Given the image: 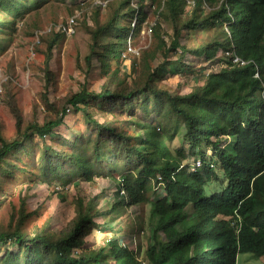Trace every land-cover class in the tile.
I'll return each instance as SVG.
<instances>
[{
    "label": "rangeland",
    "instance_id": "1",
    "mask_svg": "<svg viewBox=\"0 0 264 264\" xmlns=\"http://www.w3.org/2000/svg\"><path fill=\"white\" fill-rule=\"evenodd\" d=\"M96 1L20 0L24 5L18 13L0 7V137L7 142L20 137L8 105L12 100L22 112L23 130H26L34 121L42 125L48 116L53 119L56 115L44 106V95L56 107H62L83 86L96 94H100L105 86L119 94L136 93L148 81L150 69L166 66L167 73L156 81L158 96L143 95L123 109H120L121 105L113 109L104 103L100 107L94 105L90 113L99 123L110 124L118 132L136 137L131 139L132 144L144 143L151 152L155 151L156 143L163 144L168 157L180 161L183 166L203 161L205 154L206 163H215L210 169L212 179L207 185V194L219 192L227 182L216 164L217 157L204 143L194 150L190 147L185 120L169 106L168 100L169 97H186L196 88H202L208 74L223 68L225 63L220 60V51L213 57L198 53L209 50L216 43H224L223 27L209 25L202 29H187L184 26L193 18V9L185 8L177 34L170 16L164 11L167 0H158L153 5L148 0L144 3L133 0V6L139 8L141 5L142 12L147 14L141 31L133 35L131 24L136 16L131 2L108 0L109 5L103 8L96 5ZM159 2L163 3L161 8ZM203 12L204 17L209 18L206 6ZM75 14L79 18L77 35L67 37L55 31L49 33L51 26L55 28ZM112 26L130 27V31L124 32L131 34L133 46L141 51L140 57L123 59L120 65L111 58L102 57L103 46L114 42L119 33L113 31ZM151 26L152 34L149 31ZM99 29H108L109 32L100 38L102 45L95 48L97 55L92 57L90 64L87 58L91 56L95 44L93 36ZM177 37L180 47L171 51V44ZM32 51H35L34 57H31ZM103 59L110 64L107 71L103 68ZM119 68L120 74L116 77ZM54 132L57 137L41 140L32 136L26 139L22 149L12 152L0 163V231L19 230L31 238L43 235L53 241L62 240L73 231L79 206L83 204L92 217V224L86 229L82 243L73 249V257L89 256L102 248L107 250L109 242L116 239L134 251L139 261L145 262L147 249L153 243L155 225L151 205L127 206L129 197L122 203L117 195L119 178L140 174L139 169L134 170L136 157L133 155L131 161L128 157L123 160L110 157L104 161L99 177L91 183L83 180L67 186L44 183L42 163L45 150H67L60 144V137L72 138L79 132L88 137L91 130L84 113L70 108L63 125ZM128 154L132 155L128 150L124 156ZM157 158L159 165L166 161L163 156L157 155ZM147 178L148 198L153 201L165 196L164 188H158L154 176ZM187 209L190 219L177 226L181 232L192 224V206ZM16 250L11 241L0 244L2 252ZM237 264H264V257L239 254Z\"/></svg>",
    "mask_w": 264,
    "mask_h": 264
},
{
    "label": "trees",
    "instance_id": "2",
    "mask_svg": "<svg viewBox=\"0 0 264 264\" xmlns=\"http://www.w3.org/2000/svg\"><path fill=\"white\" fill-rule=\"evenodd\" d=\"M19 1L0 0V7L18 13L24 5ZM132 1L128 0L135 11L136 24L132 26L131 34L137 35L146 23L147 14L142 12L141 5L134 7ZM145 1L140 0L141 3ZM148 1L153 5L158 0ZM187 1L167 0L164 4V11L170 16L177 34L183 10L188 7ZM194 1L193 18L184 27L194 30L221 25L226 34L224 43H216L209 50L198 53L213 57L217 52H223L220 60L225 65L220 71L208 74L202 88H196L186 97H169L168 104L184 118L190 147L194 150L204 143L214 152L218 159L216 164L227 182L225 188L207 194L212 169L206 164L204 152L203 173H192L188 166L170 159L163 144L156 143L154 152L144 143L132 144L131 139L136 137L126 136L110 124L99 123L90 113L94 105L100 107L104 103L109 109L121 105L120 109H123L143 95L158 96L156 81L165 76L166 66L150 69L148 81L136 93L119 94L105 86L100 94H96L83 86L62 107H56L44 95V106L56 115L53 119L48 116L42 125L34 121L26 130H23L22 112L12 100L8 105L20 137L13 142L0 137L1 163L9 154L22 149L24 141L32 136L41 140L57 137L54 130L63 125L70 108L82 111L91 130L89 136L79 132L72 138L60 137V144L67 150L48 148L44 152L43 182L62 186L76 180L91 183L99 177L104 161L110 157L117 160L128 157L131 161L134 155L137 159L134 170L139 169L140 174L137 178L133 175L119 178L117 195L122 203L129 197L127 206L151 205L155 225L153 243L146 252V264H237L239 254L264 257V0ZM158 5L161 8L163 3ZM205 6L209 8V18L204 17ZM112 29L119 33L114 42L103 46L102 57L111 58L120 65L128 41L132 40L131 34L124 32L130 31V27L112 26ZM107 32L108 29H99L93 36L95 44L87 58L90 64L92 57L97 55L95 48L102 45L100 38ZM179 47L177 37L171 44V51ZM234 49L241 60L249 63L233 65L224 53ZM103 68L105 71L110 68L108 60L103 59ZM115 73L117 77L120 68ZM128 150L132 155L124 156ZM157 155L165 157V163L159 165ZM150 175L157 183L161 176L165 183V196L153 201L148 198L147 177ZM122 190L126 195L121 193ZM189 206L193 210L192 224L181 232L177 226L189 221ZM91 224L92 217L81 204L73 231L65 239L53 241L43 235L31 238L19 230L0 231V244L11 241L17 247L16 251H0V264H142L134 251L116 239L109 242L107 250L102 248L89 256L73 257V249L82 243Z\"/></svg>",
    "mask_w": 264,
    "mask_h": 264
},
{
    "label": "built area",
    "instance_id": "3",
    "mask_svg": "<svg viewBox=\"0 0 264 264\" xmlns=\"http://www.w3.org/2000/svg\"><path fill=\"white\" fill-rule=\"evenodd\" d=\"M108 2H109L108 0H97L95 3H96V5L105 8L108 5ZM187 2H188L187 8L193 9L194 5H195V1L194 0H188ZM135 24H136V20L133 22L132 26H135ZM78 29H79V18H78V15L75 14V15H72L71 17L67 18L65 22L59 24L55 28L51 26L49 29V33H52L53 31H55L57 33H62L63 36L73 37V36L77 35ZM225 29H226V31H228V26H225ZM149 31L151 33V28ZM140 54H141L140 49L133 46V44L130 40L128 42V46L126 47V51L122 55V58L124 60L128 61L131 58L140 57ZM222 54H223V52H222ZM34 56H35V51H32L31 57H34ZM224 56L228 57V59L232 62L233 65H243L244 66V65L249 63L248 61L241 60L237 56L235 49L231 53L230 52L224 53ZM256 77H258V75H256ZM203 165H204V162L202 160H198L197 162L194 161L192 164L189 165V169L192 173H197L203 167ZM212 167H213V165H212ZM157 180L159 181L157 183L158 188L165 186V183L163 182V178L161 176H159ZM121 193L126 195L125 190H122ZM142 264H146V262H142Z\"/></svg>",
    "mask_w": 264,
    "mask_h": 264
},
{
    "label": "clouds",
    "instance_id": "4",
    "mask_svg": "<svg viewBox=\"0 0 264 264\" xmlns=\"http://www.w3.org/2000/svg\"><path fill=\"white\" fill-rule=\"evenodd\" d=\"M258 75V74H257ZM205 163V162H204ZM206 164H208L209 166H210V168H214L215 167V163L214 162H207ZM212 165H213V167H212ZM204 166V165H203ZM188 167H189V165H188ZM203 168V167H202ZM201 168V169H202ZM201 169L198 171V172H200L201 171ZM197 172V173H198ZM164 187V186H163ZM160 188V187H159Z\"/></svg>",
    "mask_w": 264,
    "mask_h": 264
}]
</instances>
